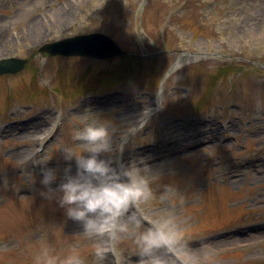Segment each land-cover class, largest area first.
I'll return each mask as SVG.
<instances>
[{"label": "rangeland", "instance_id": "rangeland-1", "mask_svg": "<svg viewBox=\"0 0 264 264\" xmlns=\"http://www.w3.org/2000/svg\"><path fill=\"white\" fill-rule=\"evenodd\" d=\"M95 30L127 54L54 56L44 65L42 43ZM9 55L31 59L17 75L0 76V122L31 118L0 141V264H36L45 248L110 264L94 254L106 237L42 195L41 169L62 174L61 150L81 147L72 132L84 115L108 121L110 158L149 179L152 195L137 203L152 220L175 219L176 248L188 264H264V231L230 244L193 241L264 218V0H0V56ZM112 89L119 94L108 96ZM93 90L106 95L83 94ZM155 92L164 96L162 111L151 103ZM56 110L65 114L59 134L32 157ZM132 218L113 243L124 254L139 250Z\"/></svg>", "mask_w": 264, "mask_h": 264}, {"label": "clouds", "instance_id": "clouds-1", "mask_svg": "<svg viewBox=\"0 0 264 264\" xmlns=\"http://www.w3.org/2000/svg\"><path fill=\"white\" fill-rule=\"evenodd\" d=\"M161 100L162 97L163 106ZM143 121L144 126L148 122L147 114ZM112 131L108 121L84 115L81 125L72 132L81 147L79 150L63 147L62 157L66 163L62 174L56 166L43 167L41 183L46 189L42 190V195L56 200L65 216L78 221L86 232L116 238L128 229L124 220L128 210L138 201L149 199L152 190L149 179L139 167L131 169L121 164L118 168L112 162L110 156L116 153ZM132 221L143 257L141 264H179L175 254L177 223L172 216L149 221L137 215ZM36 264H85V261L76 252L61 258L45 248L37 256Z\"/></svg>", "mask_w": 264, "mask_h": 264}, {"label": "water", "instance_id": "water-1", "mask_svg": "<svg viewBox=\"0 0 264 264\" xmlns=\"http://www.w3.org/2000/svg\"><path fill=\"white\" fill-rule=\"evenodd\" d=\"M93 36V37H92ZM52 52L62 53H95L101 56L113 54L118 51L117 46L110 41V44L106 43L98 37L97 34H90L87 36H79L77 38H65L55 41L48 45ZM7 61H12L11 59ZM2 63V61H0ZM22 66V61L15 64L12 70L19 69Z\"/></svg>", "mask_w": 264, "mask_h": 264}, {"label": "bare ground", "instance_id": "bare-ground-1", "mask_svg": "<svg viewBox=\"0 0 264 264\" xmlns=\"http://www.w3.org/2000/svg\"><path fill=\"white\" fill-rule=\"evenodd\" d=\"M57 13H58V14H57V17L62 16V10H61V9H59ZM236 238H237V237H232V238H220V239L215 240V241H213V242H211V243H213V244H217V243H221V242H223V243H225V244H230V243H232L233 240L236 239ZM209 243H210V242H209ZM198 249H201V247L198 246V247H196V248H191L190 251L193 253V252H196Z\"/></svg>", "mask_w": 264, "mask_h": 264}]
</instances>
